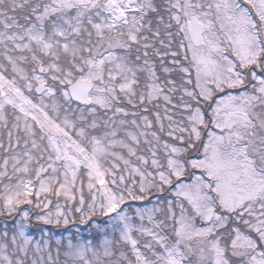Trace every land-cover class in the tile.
I'll return each instance as SVG.
<instances>
[{
	"label": "snow or ice",
	"instance_id": "snow-or-ice-1",
	"mask_svg": "<svg viewBox=\"0 0 264 264\" xmlns=\"http://www.w3.org/2000/svg\"><path fill=\"white\" fill-rule=\"evenodd\" d=\"M0 264H264V0H0Z\"/></svg>",
	"mask_w": 264,
	"mask_h": 264
}]
</instances>
